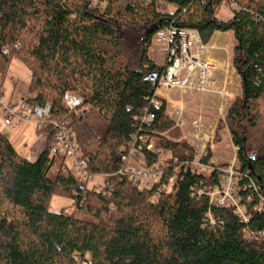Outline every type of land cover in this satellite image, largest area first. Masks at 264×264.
I'll return each instance as SVG.
<instances>
[{
	"label": "trees",
	"instance_id": "16d2710c",
	"mask_svg": "<svg viewBox=\"0 0 264 264\" xmlns=\"http://www.w3.org/2000/svg\"><path fill=\"white\" fill-rule=\"evenodd\" d=\"M104 1L100 11L90 0H0V76L17 62L29 74L25 103L51 105L49 123L36 129L46 148L35 160L0 134V264H264V206L252 210L264 197V151L248 156L246 133L239 129L247 118L254 125L248 111L264 98V0ZM223 3L233 6L225 20L218 13ZM170 25L196 30L205 44L215 32L233 34L232 66L242 99L229 106L225 119L237 170L245 175L240 186L252 182L258 189L241 192L251 196L247 224L232 210L192 196L191 188L205 180L183 170L194 150L180 140L166 103L150 106L163 66L148 50L154 34ZM66 92L106 121L101 139L83 115L66 112ZM145 110L154 115L147 125L139 120ZM68 119L88 177L104 176L101 192L88 188L89 181L63 160L56 176H48L56 133L51 122ZM132 136L159 140L169 153L161 164L158 156L146 155L149 167L159 166L162 182L176 174L171 189L158 197L157 185L142 189L119 173L124 165L118 155ZM207 152L204 163L211 159ZM217 175L212 172L205 184L217 182ZM54 196L70 199L74 213L50 211ZM244 230L263 238L248 239Z\"/></svg>",
	"mask_w": 264,
	"mask_h": 264
},
{
	"label": "built area",
	"instance_id": "2783aa9c",
	"mask_svg": "<svg viewBox=\"0 0 264 264\" xmlns=\"http://www.w3.org/2000/svg\"><path fill=\"white\" fill-rule=\"evenodd\" d=\"M97 2L98 0H90ZM232 8V5H229ZM154 45L160 46L164 53L163 70L157 80L153 98L150 106L159 108L166 100L160 93L166 97L172 91L190 92L203 96H218L222 98L225 95L224 88L218 87L216 79V66L208 60L207 44L203 43L200 35L194 29L179 28L173 25L165 27L157 31L151 41ZM168 98V97H167ZM63 104L68 114H76L82 116L80 109L83 100L75 96L71 92H66L63 96ZM0 110L5 116L4 124L12 126L15 120L18 124H32L36 129L45 127L49 123L51 114V105L46 103L42 107L28 106L24 100L18 104L10 105L1 101L0 93ZM176 123L174 127L183 126L181 122L182 110L176 113ZM154 119V115L148 110L143 111L139 120L143 124H149ZM55 128L54 144L52 152L57 154L60 152L64 159L68 160L70 169L76 174L90 181L86 170V162L77 154V145L75 142V134L71 129V120L68 119L64 123L51 122ZM193 128L200 135L201 123L200 119L192 122ZM195 136V137H196ZM199 139V137L195 138ZM146 155L159 156L158 152L151 142H147L145 137L132 136L126 149L118 155V159L123 163V170L120 174L128 175L129 180L140 185L142 189L150 187L152 184L157 185L156 196L162 191L170 190L174 183L175 173L170 174L166 182L161 181L162 172L159 166L149 167ZM203 151L201 150L195 155L194 160L184 164V171L192 175H202L205 180L192 187V196H204L208 199V205L214 208H224L232 210L237 219L247 224L251 218L248 206L251 203V196L243 197L241 192L251 189L254 193H258L257 187L250 182L248 185L240 186V181L245 175H242L233 164L227 168H219V166L211 165L203 162ZM176 172V170H175ZM216 172L217 182L206 185L210 174ZM102 187H96L97 192L102 191ZM109 188L104 195L111 192ZM264 206V197L259 196L258 204L253 206L252 210L259 213ZM207 221L211 227L215 226V220L212 214L206 213ZM248 239H262L261 232L243 231ZM82 264H90L83 262Z\"/></svg>",
	"mask_w": 264,
	"mask_h": 264
},
{
	"label": "rangeland",
	"instance_id": "374dc122",
	"mask_svg": "<svg viewBox=\"0 0 264 264\" xmlns=\"http://www.w3.org/2000/svg\"><path fill=\"white\" fill-rule=\"evenodd\" d=\"M90 2L91 7L100 11H102L106 5L104 0ZM218 13L219 17L224 20L229 18L231 15L229 5L223 3ZM235 44L236 43L231 32H228L224 38L212 37L210 44H207V54L213 56L211 62L214 65L217 61L221 62L225 72L229 71L231 76H229V85L227 84L226 86V83L222 85L225 90V95L222 96V98L216 95L205 96L203 97V101H205L204 104H200V95L195 93L172 91L168 94V98L163 93H160L166 100V115L170 120H172L173 128L179 132L180 140L187 141L193 148L195 155L202 150L203 155L205 156L208 154L207 150H210V154H213L214 160L219 162V164L216 165L219 166V168H227L231 164H233L235 168L238 167V163L236 161L237 148L232 145L229 126H227L225 119L229 106L234 101L239 103L242 99L241 79L236 74L232 66L233 48ZM148 55L156 64L163 65L164 53L162 52L160 46L151 43ZM219 73L220 71L217 70V81L219 80ZM1 80L2 84L0 86V93L1 101L3 103L14 105L21 102V100L28 98L29 94L27 87L29 83V74L28 71L20 64L13 61ZM233 94H235V96ZM208 99L214 100L209 104L207 101ZM179 103L182 104L183 109L179 108ZM180 109L182 110V117L180 121L183 122V126L174 127L177 118L176 113ZM80 112L83 113V118L88 127L99 139H101L107 128L106 121L100 117L97 111L92 107L81 108ZM248 115L253 118L254 125L251 127L247 118V120L244 119V121L239 124V129L244 130L246 133L244 135V139L246 138L248 141V156H251L254 153L258 154L264 151V98H261L253 103L250 111H248ZM4 119L5 116L0 110V134L9 137L12 135L15 142L14 145L18 150L17 152L25 154V150L22 149V144L24 147V142L26 144L28 143V133L29 135H32L31 131H34L32 129H36L35 126H31L32 124L28 123L18 124L15 120L12 121V126H6L4 124ZM197 119H200V122L203 125L200 129L201 133L199 136H196L198 133L192 126V121ZM26 131H28V133ZM197 137H199V139H195ZM158 141L159 140L153 139L151 144L158 152H160L158 161L161 164L169 157V153L159 146ZM16 142L21 143L20 145H16ZM211 146L214 148L213 153L211 152ZM62 160L66 166H69L68 160L63 159L62 154L58 152L55 156V162L52 168L57 170ZM231 160H234V162L230 163ZM48 176L50 178H54L56 175H53L50 170ZM103 180L104 176L90 178L88 188L101 187ZM49 210L53 212L62 211L65 214L74 213V208L70 199L58 196H54L51 199L49 203ZM75 216L83 218V216L79 213H75Z\"/></svg>",
	"mask_w": 264,
	"mask_h": 264
},
{
	"label": "crops",
	"instance_id": "0c3cea01",
	"mask_svg": "<svg viewBox=\"0 0 264 264\" xmlns=\"http://www.w3.org/2000/svg\"><path fill=\"white\" fill-rule=\"evenodd\" d=\"M228 33H220V32H215L214 34H213V36L212 37H215V38H224L226 35H227ZM212 37H211V39H212ZM210 39V40H211ZM208 45L210 44V41L207 43ZM211 47H213V46H211ZM215 47V46H214ZM209 50H210V48H209ZM208 53H209V51H208ZM212 55H208V60L209 61H212L211 59H212ZM158 65V64H157ZM216 68H217V70H219L220 71V73H219V80H218V86H219V89L220 88H222V85L224 84V83H226V86H227V84L229 85V83H230V78H229V76H230V73H229V71L228 72H225V70H224V68H223V65L221 64V62H219V61H217L216 62ZM231 77V76H230ZM238 78V77H237ZM234 96H235V94H233ZM203 97H205V96H203ZM203 97H201L200 96V104H204V102L205 101H203ZM234 99V98H233ZM214 99H208L207 101H208V103L210 104L212 101H213ZM179 108H182L183 109V106H182V104L181 103H179ZM203 106V105H202ZM194 121V120H193ZM192 121V122H193ZM201 123V122H200ZM31 126H33V125H31ZM201 126L203 127V125L201 124ZM36 128V127H35ZM32 130H34V131H31L32 132V135H29V133H28V131H26L27 133H28V136H27V138H28V143L26 144L25 142H24V147H23V144H22V149L23 150H25V154H20L21 156H23V157H25L26 159H28V160H30V161H33V160H35L37 157H38V155L46 148V137L44 136V134H38L37 133V130L36 129H32ZM7 137V139L10 141V143L12 144V146H13V148L16 150V151H18L17 150V148L15 147V142H14V138H13V136L12 135H10V137L9 136H6ZM24 139V138H23ZM17 143V142H16ZM20 143L21 142H18L16 145H20ZM211 152L213 153L214 152V148L211 146ZM51 155L54 157V162H55V156H56V154H54L53 152H51ZM232 162H234V160H231L230 161V163H232ZM209 164H214V165H217V164H219V162H216V160H214V158H213V154L211 155V159H210V162H209ZM58 170V169H57ZM57 170H55V169H51V172H52V174L54 175H56V173H57Z\"/></svg>",
	"mask_w": 264,
	"mask_h": 264
},
{
	"label": "water",
	"instance_id": "95a60500",
	"mask_svg": "<svg viewBox=\"0 0 264 264\" xmlns=\"http://www.w3.org/2000/svg\"><path fill=\"white\" fill-rule=\"evenodd\" d=\"M253 157H251L250 159H252Z\"/></svg>",
	"mask_w": 264,
	"mask_h": 264
}]
</instances>
